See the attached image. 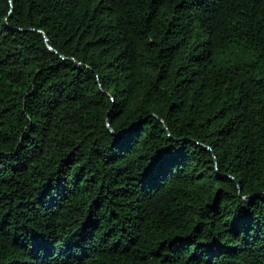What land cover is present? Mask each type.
I'll return each instance as SVG.
<instances>
[{
	"label": "trees",
	"instance_id": "trees-1",
	"mask_svg": "<svg viewBox=\"0 0 264 264\" xmlns=\"http://www.w3.org/2000/svg\"><path fill=\"white\" fill-rule=\"evenodd\" d=\"M0 264H264V0H0Z\"/></svg>",
	"mask_w": 264,
	"mask_h": 264
}]
</instances>
